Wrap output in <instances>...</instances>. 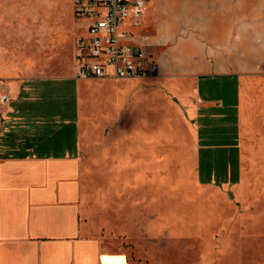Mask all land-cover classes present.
I'll list each match as a JSON object with an SVG mask.
<instances>
[{"label": "rangeland", "instance_id": "1", "mask_svg": "<svg viewBox=\"0 0 264 264\" xmlns=\"http://www.w3.org/2000/svg\"><path fill=\"white\" fill-rule=\"evenodd\" d=\"M255 1L242 40L253 29L263 44L264 0ZM86 24L74 0H0V95L17 79L53 80L45 107L60 115L49 120L55 151L76 139L74 128L56 129L76 116L79 81L60 79L74 74ZM243 45L248 61L264 59V47ZM255 73L246 82L253 104L243 129L238 119L226 125L237 140L243 135V153L204 147L196 137L187 113L191 80L80 83L83 221L110 250V264H264V66ZM201 82L204 93L211 86L212 97L232 98L222 79Z\"/></svg>", "mask_w": 264, "mask_h": 264}, {"label": "crops", "instance_id": "2", "mask_svg": "<svg viewBox=\"0 0 264 264\" xmlns=\"http://www.w3.org/2000/svg\"><path fill=\"white\" fill-rule=\"evenodd\" d=\"M259 2L153 0L148 11L145 30L153 27L149 33L154 36L152 52L159 77L193 81L187 113L204 147L217 144L226 152L233 148L244 152L243 135L237 140L235 127L226 125L238 119L242 127L253 104L246 82L264 66V59L250 62L245 57L244 43H251L252 50L264 47L254 40V30L249 31L252 36L244 32L242 40L243 17L254 13L252 7ZM78 31L81 35L85 26ZM75 56L74 48L73 76L60 80L79 81L77 113L63 119L65 127L56 129L62 135L67 127L75 129L72 146L64 141L59 151L49 147V120L60 118L45 107L47 84L53 80L17 79L3 87L10 102L0 104L4 119L0 126V264H110L112 260L103 240L87 234L89 226L83 221L80 83L84 80L75 77ZM201 79H222L220 88L233 92L228 93L232 98L212 97L211 86L204 93Z\"/></svg>", "mask_w": 264, "mask_h": 264}, {"label": "built area", "instance_id": "3", "mask_svg": "<svg viewBox=\"0 0 264 264\" xmlns=\"http://www.w3.org/2000/svg\"><path fill=\"white\" fill-rule=\"evenodd\" d=\"M153 0H74L77 18L88 21L75 41L78 80H134L159 77L152 52L154 36L145 30ZM10 102L0 95V104ZM0 112V126L3 122Z\"/></svg>", "mask_w": 264, "mask_h": 264}]
</instances>
